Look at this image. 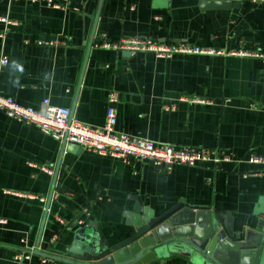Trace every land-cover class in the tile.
<instances>
[{
  "label": "crops",
  "instance_id": "1",
  "mask_svg": "<svg viewBox=\"0 0 264 264\" xmlns=\"http://www.w3.org/2000/svg\"><path fill=\"white\" fill-rule=\"evenodd\" d=\"M0 0V92L40 110L45 98L72 119L102 128L109 96L117 129L175 146L225 152L232 161L158 166L100 155L0 111V264H58L35 254L71 244L77 230L110 243L128 237L136 196L160 214L178 202L230 212L235 227L264 220V62L233 52L264 51V0ZM125 36L223 50L175 54L107 49ZM15 61L23 67L17 71ZM198 100H205L204 102ZM58 177L46 222L45 207ZM254 171H259L255 174ZM44 197V200H41ZM31 252L22 262L19 252ZM148 264H191L171 253Z\"/></svg>",
  "mask_w": 264,
  "mask_h": 264
},
{
  "label": "water",
  "instance_id": "2",
  "mask_svg": "<svg viewBox=\"0 0 264 264\" xmlns=\"http://www.w3.org/2000/svg\"><path fill=\"white\" fill-rule=\"evenodd\" d=\"M217 1L240 3L241 0ZM103 2L99 0L90 47ZM67 142L63 141V147ZM57 177L58 168L48 195L41 232ZM135 199L133 209L126 213L127 224L131 227L127 238L110 243L105 238L88 237L84 228L76 231L74 240L63 250L41 251L39 239L33 252L58 264H148L157 259L165 262L171 253L188 258L191 264H264V220L257 230L237 229L230 212L218 213L178 202L156 214L155 210L142 205L138 196Z\"/></svg>",
  "mask_w": 264,
  "mask_h": 264
},
{
  "label": "built area",
  "instance_id": "3",
  "mask_svg": "<svg viewBox=\"0 0 264 264\" xmlns=\"http://www.w3.org/2000/svg\"><path fill=\"white\" fill-rule=\"evenodd\" d=\"M46 1L56 7L60 5L53 0H30ZM0 21L8 26L18 25L16 20L7 16H0ZM101 47L128 51L131 54L137 52H151L157 58L168 59L175 54H224L223 50L206 49L200 46H191L184 43L165 42L152 37L125 36L117 41H103ZM241 55H250L264 62V51L233 52ZM9 56L3 54L0 58L1 66L9 64ZM118 101V93L111 92L107 109L106 122L102 128L93 127L71 117L72 110L69 107L54 105L50 98H45L40 110L33 106L24 105L12 96H5L0 92V111L20 122L38 125L42 130L54 138L77 144L85 149L100 155L112 156L123 160L131 158L144 160L150 159L158 166L171 167L182 164L187 166L201 165L207 162L220 163L232 161V157L217 150L203 147L175 146L168 143L156 142L152 139L136 136L117 129V110L115 103ZM204 102L205 100H198ZM248 161L259 164L264 172V157L251 155ZM41 197V200H44ZM3 222V220H0ZM32 256L31 252L22 251L16 254L17 261L22 262Z\"/></svg>",
  "mask_w": 264,
  "mask_h": 264
},
{
  "label": "clouds",
  "instance_id": "4",
  "mask_svg": "<svg viewBox=\"0 0 264 264\" xmlns=\"http://www.w3.org/2000/svg\"><path fill=\"white\" fill-rule=\"evenodd\" d=\"M12 67H13L15 70H17V71H20V72L23 71V67H22L20 64L16 63L15 61H13V63H12Z\"/></svg>",
  "mask_w": 264,
  "mask_h": 264
}]
</instances>
